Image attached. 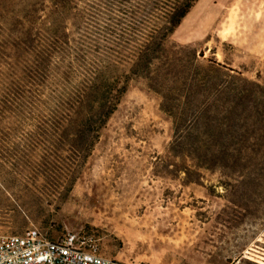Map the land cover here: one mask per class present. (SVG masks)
Returning a JSON list of instances; mask_svg holds the SVG:
<instances>
[{"label":"rangeland","instance_id":"obj_1","mask_svg":"<svg viewBox=\"0 0 264 264\" xmlns=\"http://www.w3.org/2000/svg\"><path fill=\"white\" fill-rule=\"evenodd\" d=\"M53 16V0H0V105L27 83V19L37 37ZM171 41L264 85V0H196ZM45 109L0 107V232L73 233L133 264H224L247 247L264 257V177L227 176L171 152L172 120L144 80L130 82L84 161L54 143L61 135L43 128Z\"/></svg>","mask_w":264,"mask_h":264},{"label":"trees","instance_id":"obj_2","mask_svg":"<svg viewBox=\"0 0 264 264\" xmlns=\"http://www.w3.org/2000/svg\"><path fill=\"white\" fill-rule=\"evenodd\" d=\"M195 2L53 0L37 37L31 20L24 25L27 83L7 89L1 111L45 107L43 128L61 135L54 143L69 159L84 161L139 78L172 120L171 152L227 176L264 177V85L214 60L200 63L194 48L171 41Z\"/></svg>","mask_w":264,"mask_h":264},{"label":"built area","instance_id":"obj_3","mask_svg":"<svg viewBox=\"0 0 264 264\" xmlns=\"http://www.w3.org/2000/svg\"><path fill=\"white\" fill-rule=\"evenodd\" d=\"M0 264H133L103 256L75 234L50 239L37 229L0 232Z\"/></svg>","mask_w":264,"mask_h":264},{"label":"crops","instance_id":"obj_4","mask_svg":"<svg viewBox=\"0 0 264 264\" xmlns=\"http://www.w3.org/2000/svg\"><path fill=\"white\" fill-rule=\"evenodd\" d=\"M262 234H264V232H262ZM249 250H254V249L251 247H247L246 250L238 252L237 255H232V254L226 255L224 257L226 263H224V264H241L242 259L252 260L253 262H256V263H258L257 261H260V260L262 261V259H255V258L251 257ZM99 254H101V253H99ZM253 255H255V254H253ZM244 256H248V257L250 256L251 259L245 258ZM110 258L117 259L115 257H110ZM260 258H264V257L260 256ZM255 260H257V261H255ZM263 263H264V260H263ZM258 264H260V263H258Z\"/></svg>","mask_w":264,"mask_h":264},{"label":"bare ground","instance_id":"obj_5","mask_svg":"<svg viewBox=\"0 0 264 264\" xmlns=\"http://www.w3.org/2000/svg\"><path fill=\"white\" fill-rule=\"evenodd\" d=\"M263 232H264V230H263ZM245 258H248V259H251L250 257H248V256H244ZM262 259V261H257V260H255V261H257L258 263H260V264H264L263 263V260H264V258H261Z\"/></svg>","mask_w":264,"mask_h":264}]
</instances>
